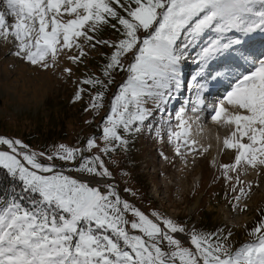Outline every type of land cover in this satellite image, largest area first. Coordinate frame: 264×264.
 Listing matches in <instances>:
<instances>
[{
  "label": "snow or ice",
  "instance_id": "obj_1",
  "mask_svg": "<svg viewBox=\"0 0 264 264\" xmlns=\"http://www.w3.org/2000/svg\"><path fill=\"white\" fill-rule=\"evenodd\" d=\"M105 28L116 38L100 35ZM256 33L264 34V0H0V38L14 41L15 57L47 70L65 50L76 48L68 59L79 64L88 56L85 45H103L113 49L103 67L108 83L114 71L127 73L103 123L102 148L93 137L82 148L60 144L48 154L0 133V171L12 181L11 193L0 194V264H264V217L249 233L254 240L233 250L226 226L199 231L124 198L103 159L126 150L146 121L179 98L183 65L203 40L193 58L199 71L191 111H209L213 122L231 128L223 145L234 160L220 167L227 182L236 180L229 203L241 207L251 185L240 181V170L264 169V54L246 46ZM220 59L225 63L213 73L210 65ZM64 71L72 75L71 68ZM198 77L229 89L208 103L209 85ZM82 84L107 87L95 76ZM103 95L91 107H103ZM188 110L182 105L168 130L181 157L209 150L190 138ZM93 149L99 151L86 155Z\"/></svg>",
  "mask_w": 264,
  "mask_h": 264
},
{
  "label": "rangeland",
  "instance_id": "obj_2",
  "mask_svg": "<svg viewBox=\"0 0 264 264\" xmlns=\"http://www.w3.org/2000/svg\"><path fill=\"white\" fill-rule=\"evenodd\" d=\"M100 35L115 39L118 34L113 29L105 28ZM80 42L83 43V38H80ZM203 43L202 40L190 56L195 55ZM14 50L15 43L11 38L7 41L0 38V133L20 138L32 149L48 154L60 144L82 148L93 137L102 148L104 142L100 137L106 118L96 129L86 130V126L91 127L93 119L96 120L100 108L91 107L93 97L98 92L95 93L91 85L82 84V81L93 76L101 80L108 79L103 76V67L108 61L100 57L103 52H108L109 56L113 49L103 45L91 49L85 45L88 56L79 64L68 59V56L77 55L78 50H65L57 66L47 70L15 57L12 54ZM128 62L129 58L125 57V63ZM65 68H71L72 75L64 71ZM114 76L119 78L120 73ZM125 80H117V93ZM81 88L84 91L81 92ZM77 94L80 99L76 98ZM100 103L104 104L105 99L102 98ZM173 111L169 103L167 112H156L150 122L146 121L142 126V131L130 138L126 150H117L107 156L102 154L106 166L115 177L112 184L124 198L142 210L154 208L203 232L218 231L226 226V230L230 229L233 233L229 243L236 250L254 240L249 233L264 217V169L259 174L251 168L240 170V181L245 186L251 185V190L241 200V207L234 208L236 202L229 201L236 195L231 191L236 180L227 182L220 167L233 162L234 151L225 148L221 159L216 161L218 167L211 166L209 151L203 155L193 153L186 157L178 156L166 132L169 121L171 124L176 122ZM101 117L99 114L98 120ZM64 119L70 133L65 138H57L58 134L54 130H59ZM205 148H209L208 145ZM98 151L93 149L86 155ZM54 162L62 164L60 161ZM62 166L65 171L69 168V165ZM229 175L235 177L237 173ZM170 181L173 186L169 184ZM121 186L128 196L122 194ZM125 188L131 189L136 195L132 196ZM244 206L246 209L242 210Z\"/></svg>",
  "mask_w": 264,
  "mask_h": 264
},
{
  "label": "bare ground",
  "instance_id": "obj_3",
  "mask_svg": "<svg viewBox=\"0 0 264 264\" xmlns=\"http://www.w3.org/2000/svg\"><path fill=\"white\" fill-rule=\"evenodd\" d=\"M252 43L253 44L251 45V47L254 48V50H256L258 48L256 46L257 43L255 42H252ZM205 82L206 80H203V83ZM187 100L188 98L185 101ZM174 104H176V102ZM182 105L186 106L187 104H182ZM187 115L192 118V134L190 138L196 140L197 146L201 149L205 148V146L208 145L209 147L208 151L212 155V156L208 155L209 156L208 159L211 157H213L214 161L215 160L217 161V159H221V157L223 156L222 154H224V151H225L223 140L230 134L231 128L227 126H223L222 124H217L213 122L212 120L211 121L208 120L206 117L207 115L206 111L192 112L190 109L188 110ZM197 116L201 117L199 121H196L195 119ZM221 128L223 129L221 130ZM216 156H218V158ZM215 164L217 165L216 167L219 166L218 163L215 162Z\"/></svg>",
  "mask_w": 264,
  "mask_h": 264
},
{
  "label": "trees",
  "instance_id": "obj_4",
  "mask_svg": "<svg viewBox=\"0 0 264 264\" xmlns=\"http://www.w3.org/2000/svg\"><path fill=\"white\" fill-rule=\"evenodd\" d=\"M108 54H109L108 52H103L100 59H104L105 62H106V60L108 61V59H107ZM114 72L112 73L113 79H112L111 83H108V79H102L104 81V83L107 85L106 89L101 88V86H95V87L92 86V89L95 93L100 92V91L104 92L103 98L105 99V103L104 104L101 103L103 105V107L100 108V111L97 114L96 120L93 119L92 126L91 127L86 126L87 131H89L90 129H96L97 127H99V125L103 121V119H105L109 115L111 101L114 99L115 94H117L116 82L118 79L122 80L124 78L126 79V77H127V73L124 71H114ZM91 73L93 75H97V73L94 71H91ZM116 73H120L119 78L114 76ZM0 103H2L1 98H0ZM99 114H101L102 117L98 120ZM62 122L63 123H61V127L59 128V130L58 131L54 130V132L58 134L57 138H65L70 133V131L67 130V124H66L65 119ZM86 138L87 137L84 138V141L86 140ZM11 183H12V181L4 174V172L0 171V194L11 193L12 188L9 187V185ZM16 191L19 192L18 186L16 187Z\"/></svg>",
  "mask_w": 264,
  "mask_h": 264
}]
</instances>
